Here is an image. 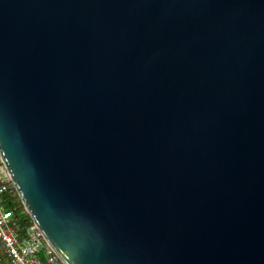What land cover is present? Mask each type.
I'll return each instance as SVG.
<instances>
[{
    "label": "water",
    "instance_id": "water-1",
    "mask_svg": "<svg viewBox=\"0 0 264 264\" xmlns=\"http://www.w3.org/2000/svg\"><path fill=\"white\" fill-rule=\"evenodd\" d=\"M0 156L65 264H264V0H0Z\"/></svg>",
    "mask_w": 264,
    "mask_h": 264
},
{
    "label": "built area",
    "instance_id": "built-area-1",
    "mask_svg": "<svg viewBox=\"0 0 264 264\" xmlns=\"http://www.w3.org/2000/svg\"><path fill=\"white\" fill-rule=\"evenodd\" d=\"M0 156V264H65L33 221L21 225L6 193L14 192Z\"/></svg>",
    "mask_w": 264,
    "mask_h": 264
},
{
    "label": "trees",
    "instance_id": "trees-1",
    "mask_svg": "<svg viewBox=\"0 0 264 264\" xmlns=\"http://www.w3.org/2000/svg\"><path fill=\"white\" fill-rule=\"evenodd\" d=\"M14 189H15V187H14ZM5 196L7 197L8 202H9L6 206L7 207H11V206L15 207V214L18 217L21 225H26L32 221L31 218L29 217V215L27 214L24 206L22 205V203H21V201L17 195L16 189L11 194L6 193Z\"/></svg>",
    "mask_w": 264,
    "mask_h": 264
},
{
    "label": "bare ground",
    "instance_id": "bare-ground-1",
    "mask_svg": "<svg viewBox=\"0 0 264 264\" xmlns=\"http://www.w3.org/2000/svg\"><path fill=\"white\" fill-rule=\"evenodd\" d=\"M2 159V158H1ZM6 168V167H5ZM7 170V169H6ZM8 172V171H7ZM12 180V179H11ZM13 186H14V184H13Z\"/></svg>",
    "mask_w": 264,
    "mask_h": 264
}]
</instances>
